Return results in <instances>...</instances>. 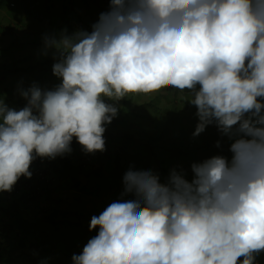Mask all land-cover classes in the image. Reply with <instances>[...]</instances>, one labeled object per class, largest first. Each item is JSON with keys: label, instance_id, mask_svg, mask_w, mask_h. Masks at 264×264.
Listing matches in <instances>:
<instances>
[{"label": "clouds", "instance_id": "clouds-1", "mask_svg": "<svg viewBox=\"0 0 264 264\" xmlns=\"http://www.w3.org/2000/svg\"><path fill=\"white\" fill-rule=\"evenodd\" d=\"M91 27L46 38L59 85L22 91L20 110L0 100V191L37 171L35 156L70 153L74 137L88 153L104 151V124L118 113L106 99L186 91L193 136L214 124L231 159L193 163L191 181L182 170L161 183L129 168L122 197L134 199L91 218L98 233L73 264H255L264 252V0H110Z\"/></svg>", "mask_w": 264, "mask_h": 264}, {"label": "trees", "instance_id": "trees-1", "mask_svg": "<svg viewBox=\"0 0 264 264\" xmlns=\"http://www.w3.org/2000/svg\"><path fill=\"white\" fill-rule=\"evenodd\" d=\"M18 1L20 2L18 3L19 5L12 6L11 8L13 9H10L15 13L16 18L19 17L20 21H18L17 25H20L19 28L31 26L30 29L33 30L27 33L29 36L19 31L18 34H21V37L18 36L12 38V40L15 41L18 38L19 45L22 42H25V45L27 44L31 47L38 45L43 53L41 52L40 56L36 57L35 63L37 66L33 72L36 74L37 72L44 74L45 71L49 73L51 72L50 64L55 61L53 58L54 55L56 56V50L51 47L46 48L45 40L46 38L55 37L58 34L59 26H56L57 18L55 19V10L59 7H56L57 3L54 4V0H51V5L47 3L48 5L45 7L47 8L46 11H50L51 18H49L47 23L39 22L33 18L39 17L38 12L41 15L45 13V8H42L43 5L37 6L34 4V1L28 3V0ZM75 3L77 6L79 0H75ZM9 4L10 2L8 3V0H0V9H6ZM71 9L72 7L63 6L64 11L70 12ZM25 11H27L26 15H24ZM45 24L47 28L43 31ZM54 25L55 29L50 30L49 26ZM15 35L17 36V34ZM32 38L34 40H31ZM185 98L182 101L175 97L169 103V107L163 109L149 110L147 112L135 109V111L128 112V116L124 115L118 120V123H121L122 128H124L122 134L118 132L110 136L104 135L108 139L105 142L112 143L113 147L115 146L114 148H105L102 152L106 154L119 150L120 147L117 145L120 144L126 147H132L141 143L144 147V149L138 150V152L136 150L137 146L133 149L125 148L118 152L120 156H117L114 160L112 158L115 164L113 172L117 180L118 190H124L123 176L127 172V168L141 167L140 170H146L144 167H147L159 175L161 182L162 178L170 173L168 167L174 165L178 157H183L186 162H190L192 159L195 160L194 156H198L200 162L215 155H222L231 159L232 153L229 151L231 141L225 140L223 136H220L222 134L214 124L207 126L205 131L200 135L193 136V132L199 122L196 115L197 108L187 101L189 98L188 95H185ZM126 102L129 103L130 100L127 99ZM141 111L144 113L141 114ZM131 115L133 116L131 121L132 125H126L124 127ZM166 119L170 126L169 131L164 128H159V125L161 126ZM118 123L115 121L113 124ZM187 125H190V128H187ZM121 130L119 129V131ZM214 136L217 137V142L218 140L221 141H219L220 147H217L216 141H211ZM187 142L191 143V145ZM77 143V141L72 140L70 146L71 152L58 155L54 159L35 156L36 160L34 162L37 161L35 164L37 171H33L30 177L21 176L12 186L11 192L5 191L6 193L13 194L25 186L27 190L26 201L34 204L35 202L48 200L52 204L41 209L37 214L30 216L23 214V211L15 205L10 208L0 206V211L9 214L8 223L7 225L4 224L6 226L2 225L3 228L6 230L16 228L18 232V239L14 245L8 247L0 241V262L3 261L7 264H20L23 262L33 264L35 261H38L41 252H44L45 249L48 251L49 247L62 239H64V243L66 244L64 246V253L68 255L70 251H67V248L74 247L77 243L76 239L71 240L70 237L74 232H82L86 228V232L92 236L98 233V228L89 230V214L85 212L80 213L76 209H71L70 212L69 210L65 211V209L62 211L60 206H58L59 201H56L52 196V189L60 187L63 183L62 181L65 179H70L72 181V187L76 188V185H80L81 183L79 176L82 174L90 175L91 173H95V175L101 176L98 173H101V167L92 168V170L87 171V166L84 161H77V158L83 154L82 151H80V155L79 152L76 153L75 146ZM100 153L101 151H95L93 154L87 153L84 156L85 162L89 164L90 160L92 158L97 159ZM126 165L131 167H125ZM37 183H40V191L30 192V190L38 186ZM89 188L93 190L94 184L91 183ZM73 199L80 201V195L76 193V197H71L70 200ZM62 201L60 199V202ZM2 232L0 229V237L3 236ZM62 234L65 236L62 237ZM4 257L5 259H3ZM255 264H264V252L256 256Z\"/></svg>", "mask_w": 264, "mask_h": 264}, {"label": "crops", "instance_id": "crops-1", "mask_svg": "<svg viewBox=\"0 0 264 264\" xmlns=\"http://www.w3.org/2000/svg\"><path fill=\"white\" fill-rule=\"evenodd\" d=\"M33 1L37 6H40L42 4V8H45L48 4L51 5V0H43V2L41 0H28V3H32ZM54 4H56V7H59L58 9L56 8L55 15L60 12L59 14L61 16L55 17V19L57 18L56 26H59V31L57 33L59 35H62L64 33L72 35L77 30L91 32V26L98 21L100 13L109 10L110 0H79L77 6L75 0H54ZM64 5L67 7H72L71 11H64ZM11 7L12 6L10 3L8 9L10 10ZM46 9L47 8H45V13L42 15L38 12L39 17H36L35 21L46 23L48 22L49 18H51V14L50 11H46ZM1 10L3 9H0V11ZM26 12L27 11L24 12V15L27 14ZM12 15L13 17H11L10 12H5V17H2L0 19V44L5 45V48L0 45V100H2L8 107L20 110L27 105V100L21 95L22 91H26L31 86H33V84L39 86L42 90H51L59 85L61 83V80L53 74V65L57 62V60L50 64L51 72L48 73L50 78H46L44 74H40L38 72L36 74L33 72V70L37 66L35 63L36 61L33 57V55L35 54V48L34 46L31 47L27 44L25 45V42H22L21 47L19 45L14 46L15 43L18 42V38L15 41L12 40V38L18 36L21 37V34H17L16 36L15 31L12 29L13 26H17L19 28V25H17V23L18 21H20L19 17H15L14 12L12 13ZM30 28L31 26L19 29L20 32H23L24 35L29 36L27 33L33 30ZM46 28L47 25L45 24L43 26V31H45ZM49 29H55V25L49 26ZM31 40H34V38H32ZM41 52L42 51L40 50V53ZM4 55H7L6 58L4 57ZM56 57H58L57 54ZM20 64H22L21 66H24V68H19ZM174 93L175 89L165 88L148 95L132 94L129 97H125L124 99H121L119 101H110L106 99V102L113 103L117 107L118 113L112 119L113 122L111 121V123L104 124V141L108 140L105 136H110L118 132L121 134L123 133L124 128H122L121 123H118L120 117L124 115L128 116L127 113L135 111V109L138 111L143 110L147 112L149 110H157L169 107V103L175 98L173 96ZM127 99L130 100L129 103L126 102ZM143 113L144 112H142L141 114ZM132 118L133 116L131 115L129 121L126 123L127 125H132ZM114 120L118 124H113L115 123ZM124 127H126V125ZM169 127L170 126L168 125L167 119L161 124V126L159 125L160 129L164 128L168 130ZM119 129L121 131H119ZM73 140L76 141L75 137L73 138ZM76 146V153L79 152L80 155V151L83 152V154H81L80 156L78 155L79 157L77 158V161H84L85 165L87 166V171L92 170V168L101 167V173L97 171L101 176L95 175V173H91L90 175L82 174L79 176V181L81 183L80 185H76V188L72 187V181L70 179H65L62 181L63 183L60 185V187L52 189V196L56 201H59L58 206H60L62 211L65 209V211L69 210L70 212L71 209H76V211H79L80 213L85 212L89 214L91 220L93 216H98L110 203L118 200H126L125 198H127L128 195L122 197L123 190L121 189L120 191L117 188V180L115 179V174L112 171L115 166L112 157H109L108 160L92 158L89 164H87L85 162L84 156L88 152H86L79 143H77ZM101 153L103 152L101 151ZM106 155L109 156V154ZM93 160L94 162H92ZM111 160L112 162L110 163ZM91 183L94 184L93 190H90L89 188ZM25 191V186H23V188H21L17 192H14L13 194L6 193L5 191H0V206L4 208H10L11 206L15 205L23 211V214L30 216L33 214H37L39 211H41V209L52 204L48 202V200L35 202L34 204H32L25 200ZM76 193L80 195V201L75 200L76 198L70 200L71 197H76ZM60 199H62L63 201L60 202ZM8 215V213L0 211V229L3 231V236L0 237V241L3 242L6 246L10 247L17 242L18 232L16 228H12L10 230H6L5 228H3L2 225H7L8 223ZM45 253H49L54 258V251H46ZM45 253L41 252L40 258ZM3 259H5V257ZM25 263L23 262L20 264ZM0 264L7 263L1 261Z\"/></svg>", "mask_w": 264, "mask_h": 264}, {"label": "rangeland", "instance_id": "rangeland-1", "mask_svg": "<svg viewBox=\"0 0 264 264\" xmlns=\"http://www.w3.org/2000/svg\"><path fill=\"white\" fill-rule=\"evenodd\" d=\"M36 1V0H35ZM42 2H43V0H41ZM11 3V6H16L18 3H20L18 0H8V3ZM19 5V4H18ZM42 5V4H41ZM11 9H13V8H11ZM16 9V8H15ZM89 9V8H88ZM6 10V11H5ZM4 12V13H3ZM5 12H10L11 13V17H13V15H12V13H13V11L12 10H9L8 9V6H7V8L6 9H3V10H1L0 11V19L2 18V17H5L4 15H5ZM56 17H60V14L58 13L57 15H56ZM33 19H36V17H34ZM33 22H35V21H33ZM20 26V25H19ZM12 29L15 31V33L16 34H18V32L20 31V29L17 27V26H13L12 27ZM65 34V33H64ZM68 35V34H67ZM60 36L61 35H59V34H57L56 36H55V38L56 39H59L60 38ZM0 45H2V47H4L5 48V45L4 44H0ZM19 45V42L18 43H15V46H18ZM22 44H20L19 46H21ZM34 48H35V54L33 55V57H34V60L36 59V57L37 56H40V49H39V46L38 45H34ZM43 53V52H42ZM6 56L7 55H4V57L6 58ZM56 58H58V57H56ZM53 60H54V58H53ZM55 61H56V59H55ZM24 62V61H23ZM22 64H20L19 65V68H24V66H21ZM20 73V72H19ZM44 76L46 77V78H50L49 77V74L45 71L44 72ZM44 80V79H43ZM45 81V80H44ZM188 95V93L185 91V92H181L180 90H178V89H175V93L173 94V96L174 97H176L177 99H181L182 101L184 100V99H186L185 98V95ZM130 96V95H129ZM129 96H127V97H129ZM189 96V95H188ZM125 125H127V124H125ZM128 126V125H127ZM187 128H190V125H187ZM220 136H222V135H220ZM224 137V139L225 140H229L228 139V137H226V136H223ZM212 142H214V141H216V143H217V137L216 136H214V138L211 140ZM218 141H220V140H218ZM230 141V140H229ZM221 142V141H220ZM188 143V142H187ZM115 144V143H114ZM189 145H191V143H188ZM118 147H120V149L119 150H115V151H113V152H109V156L108 155H106V154H103V153H100V155L98 156V158L97 159H100V160H108L109 159V157H112L113 158V160L117 157V156H120L119 154H118V152L119 151H122V150H124L125 148H129V149H133L134 147H136L137 146V148H136V150H137V152H138V150H142V149H144V147H143V145L140 143V144H138V145H136V146H132V147H126V146H124L123 144H120V145H117ZM115 147V146H114ZM113 147V144L112 143H107V142H105V148H114ZM194 159L195 160H190V162H186L185 161V159L183 158V157H178V158H176V160H175V162H174V165H171V166H169L168 168H169V170H170V172H171V170H173V169H175V170H177V171H183L184 173H185V177H186V179H188L189 181H191V179L193 178V173H192V171H191V165L193 164V163H199L200 161H199V159H198V156H194ZM93 162H94V160H93ZM112 162V160L110 161V163ZM125 167H131V166H129V165H126ZM133 170H140L141 169V167H131ZM144 169H146V170H151V169H149V168H147V167H144ZM129 170V168H127V171ZM112 171H113V169H112ZM152 171V170H151ZM152 172H154V171H152ZM170 174V173H169ZM169 174L168 175H165V177L164 178H162V181H161V183H166L167 182V179H168V177H169ZM128 197H130V198H128ZM126 200H132V199H134V196H132V195H128L127 196V198H125ZM63 236H65V235H63L62 234V237ZM70 237H71V240L72 239H76L77 240V243H76V246H74V247H69V248H67V251H70L69 253H68V255H66V253H64V250H65V243H64V239H62V240H59V242H55V244L53 245V246H51V247H49V250L50 251H54L55 252V254H54V258H53V256L52 255H50L49 253H45V254H43L42 255V257L41 258H39L38 259V261H35V263H33V264H73V261H72V257H73V255L74 254H76V255H79L81 252H82V249H83V247L87 244V242L89 241V239H91L92 237H94V236H92L91 234H89V233H87L86 232V228L84 229V230H82V232H74L72 235H70ZM70 240V241H71ZM51 245V244H50ZM54 247V248H53ZM48 250V251H49ZM47 250L45 249L44 250V252H46ZM60 251V252H59ZM25 264H29V263H25Z\"/></svg>", "mask_w": 264, "mask_h": 264}]
</instances>
